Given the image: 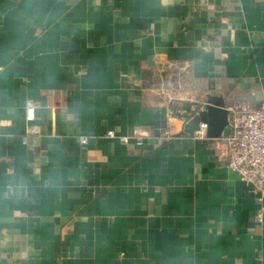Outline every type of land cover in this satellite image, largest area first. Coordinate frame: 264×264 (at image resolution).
I'll return each mask as SVG.
<instances>
[{
  "label": "crops",
  "instance_id": "1",
  "mask_svg": "<svg viewBox=\"0 0 264 264\" xmlns=\"http://www.w3.org/2000/svg\"><path fill=\"white\" fill-rule=\"evenodd\" d=\"M207 94L264 102V0H0V264H264L251 186L168 115Z\"/></svg>",
  "mask_w": 264,
  "mask_h": 264
},
{
  "label": "built area",
  "instance_id": "2",
  "mask_svg": "<svg viewBox=\"0 0 264 264\" xmlns=\"http://www.w3.org/2000/svg\"><path fill=\"white\" fill-rule=\"evenodd\" d=\"M229 109L228 122L225 129L217 137L225 150L226 167L235 172L239 178L251 186L259 204L255 215L256 221H261L264 214V102L258 106L251 107L247 104H234ZM187 113L188 118L192 116L184 108L169 109V116H179ZM27 119H33V108L27 107ZM206 124L200 122L198 128L190 133V137L204 139L207 137ZM36 133V128L31 126L28 134ZM109 136L114 134L109 132ZM165 138H170L164 132ZM134 139L135 145H141L142 140L137 136H119L122 142ZM25 143V139L23 140ZM85 143L86 138H81Z\"/></svg>",
  "mask_w": 264,
  "mask_h": 264
},
{
  "label": "water",
  "instance_id": "3",
  "mask_svg": "<svg viewBox=\"0 0 264 264\" xmlns=\"http://www.w3.org/2000/svg\"><path fill=\"white\" fill-rule=\"evenodd\" d=\"M228 114L229 109L221 96L207 94L187 120L184 129L192 132L198 128L200 122H203L206 124V135L211 138H217L225 129L228 122Z\"/></svg>",
  "mask_w": 264,
  "mask_h": 264
}]
</instances>
